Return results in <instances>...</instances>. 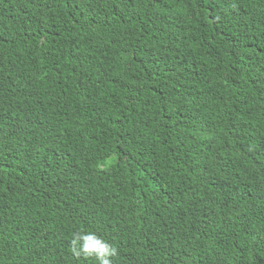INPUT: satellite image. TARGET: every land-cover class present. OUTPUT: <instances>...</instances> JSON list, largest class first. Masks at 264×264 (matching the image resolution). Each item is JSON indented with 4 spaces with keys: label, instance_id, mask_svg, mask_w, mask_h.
Returning <instances> with one entry per match:
<instances>
[{
    "label": "trees",
    "instance_id": "1",
    "mask_svg": "<svg viewBox=\"0 0 264 264\" xmlns=\"http://www.w3.org/2000/svg\"><path fill=\"white\" fill-rule=\"evenodd\" d=\"M76 233L264 264V0H0V264Z\"/></svg>",
    "mask_w": 264,
    "mask_h": 264
},
{
    "label": "clouds",
    "instance_id": "2",
    "mask_svg": "<svg viewBox=\"0 0 264 264\" xmlns=\"http://www.w3.org/2000/svg\"><path fill=\"white\" fill-rule=\"evenodd\" d=\"M70 243L77 259L83 256L85 259L95 258L99 264H111L112 258L118 255L115 247L95 234L76 233Z\"/></svg>",
    "mask_w": 264,
    "mask_h": 264
}]
</instances>
